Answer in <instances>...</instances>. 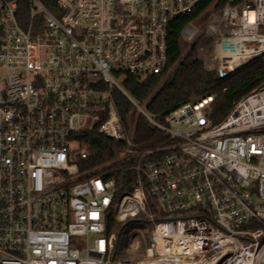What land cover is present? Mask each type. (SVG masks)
<instances>
[{"label": "built area", "instance_id": "built-area-1", "mask_svg": "<svg viewBox=\"0 0 264 264\" xmlns=\"http://www.w3.org/2000/svg\"><path fill=\"white\" fill-rule=\"evenodd\" d=\"M56 1L58 14L30 0L24 24L18 0H0V264H264V82L218 122L213 94L160 123L125 89L129 74L168 70L169 25L203 0ZM248 1L218 8L199 38L196 18L182 28L207 70L237 68H223L220 45ZM118 92L165 132L157 146L123 126ZM89 133L124 144L82 171ZM140 214L152 221L145 254L117 258L108 217Z\"/></svg>", "mask_w": 264, "mask_h": 264}, {"label": "trees", "instance_id": "trees-1", "mask_svg": "<svg viewBox=\"0 0 264 264\" xmlns=\"http://www.w3.org/2000/svg\"><path fill=\"white\" fill-rule=\"evenodd\" d=\"M41 1L51 12L59 13L56 0ZM240 1L242 0H203L194 12L175 18L169 25L168 70L145 79L133 74L127 75L125 89L136 102L146 103L149 113L160 123H165L168 114L180 105L209 94L214 95L210 103L212 118L218 122L225 118L238 99L264 82V52L223 76L207 70L203 62L195 58L196 44H193L182 56L181 30L189 21L203 12H206V16L209 15L208 10L212 5L218 9L227 2L237 4ZM18 3V16L22 23L26 24L30 21V0H18ZM1 36L0 27V44ZM116 104L123 126L141 148L155 147L165 139V132L155 127L144 114L138 113L135 102L127 95L118 92ZM81 137L90 149L89 157L79 162L82 171H91L111 162L117 158L119 149L124 144L122 141L99 133H89ZM135 179L136 173L130 172L126 177L127 188L134 185ZM107 221L109 229L115 230L117 234L116 256L124 250L123 241L128 247L132 239L137 236L142 240L139 249L145 250L148 234L152 228V221L148 216L140 214L122 223L116 222L109 216ZM141 233H144V237Z\"/></svg>", "mask_w": 264, "mask_h": 264}, {"label": "bare ground", "instance_id": "bare-ground-1", "mask_svg": "<svg viewBox=\"0 0 264 264\" xmlns=\"http://www.w3.org/2000/svg\"><path fill=\"white\" fill-rule=\"evenodd\" d=\"M259 22L264 23V0H249L244 14L237 17L242 26L220 45L223 58L227 59L222 65L224 69L239 67L264 51V33L257 31Z\"/></svg>", "mask_w": 264, "mask_h": 264}, {"label": "rangeland", "instance_id": "rangeland-1", "mask_svg": "<svg viewBox=\"0 0 264 264\" xmlns=\"http://www.w3.org/2000/svg\"><path fill=\"white\" fill-rule=\"evenodd\" d=\"M210 12L209 15L206 16V12H203L201 15H199L195 20H194V24L200 28V33L198 35V38L203 35L206 32V27L208 25L209 22H211L212 20V15L217 11V9H215V7L212 5L209 7ZM261 32L264 33V25L261 26L260 29ZM182 42V48H183V53L182 56H184L186 54V52H188L190 50V48L193 46L194 42H188L184 39H181ZM139 103L146 112H149L146 106V103ZM138 113H142L140 112V110L137 108ZM156 206H152L150 205V208H154L159 209V205L155 202ZM143 232V231H141ZM141 235L144 237V233H141ZM139 237H135L132 239V241L130 242L129 246L127 247L124 243V241L122 242V248H124L123 251H120L117 255V258H139L142 257L145 254V250L144 249H139L141 247L136 248L137 245L134 244V242L138 239ZM142 244V243H141ZM135 245V246H134Z\"/></svg>", "mask_w": 264, "mask_h": 264}, {"label": "water", "instance_id": "water-1", "mask_svg": "<svg viewBox=\"0 0 264 264\" xmlns=\"http://www.w3.org/2000/svg\"><path fill=\"white\" fill-rule=\"evenodd\" d=\"M261 53H262V52H260L259 54H261ZM259 54H257L256 56H258ZM246 62H247V61H246ZM246 62H245V63H246Z\"/></svg>", "mask_w": 264, "mask_h": 264}]
</instances>
